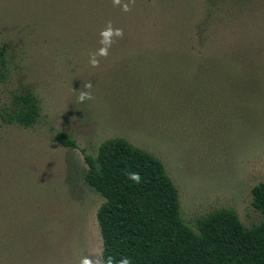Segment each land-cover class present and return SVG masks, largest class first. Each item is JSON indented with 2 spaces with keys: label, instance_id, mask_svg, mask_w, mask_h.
<instances>
[{
  "label": "rangeland",
  "instance_id": "obj_1",
  "mask_svg": "<svg viewBox=\"0 0 264 264\" xmlns=\"http://www.w3.org/2000/svg\"><path fill=\"white\" fill-rule=\"evenodd\" d=\"M207 6L136 0L126 13L112 0H0V264H78L103 252V198L85 181V155L110 139L164 163L192 228L221 209L248 228L261 223L252 189L264 183V84L254 86L264 76V0L209 21ZM108 21L124 38L93 68ZM87 82L94 99L77 103ZM24 93L41 106L28 129L3 120ZM59 132L77 148L58 144Z\"/></svg>",
  "mask_w": 264,
  "mask_h": 264
},
{
  "label": "trees",
  "instance_id": "obj_2",
  "mask_svg": "<svg viewBox=\"0 0 264 264\" xmlns=\"http://www.w3.org/2000/svg\"><path fill=\"white\" fill-rule=\"evenodd\" d=\"M207 1L208 20L232 11L243 0ZM208 28L204 22L202 31ZM7 64V54L0 47L1 81L7 77ZM184 83L179 78L175 84L182 88ZM263 84L264 76L254 86ZM16 102L3 120L26 129L35 126L41 117L37 97L24 93ZM55 140L77 148L68 133H57ZM85 160V181L103 198L97 219L105 257L119 260L127 255L133 264H264V183L252 189L253 206L263 217L259 225L248 228L237 213L221 209L199 218L194 229L183 219L179 191L156 156L118 138L105 141L96 156L85 155ZM129 172H139L142 182L128 180Z\"/></svg>",
  "mask_w": 264,
  "mask_h": 264
},
{
  "label": "clouds",
  "instance_id": "obj_3",
  "mask_svg": "<svg viewBox=\"0 0 264 264\" xmlns=\"http://www.w3.org/2000/svg\"><path fill=\"white\" fill-rule=\"evenodd\" d=\"M136 0H112L113 6H118L123 12H131L132 7L135 5ZM100 45L101 47L95 52L89 54V64L93 68L100 66V58L107 59L109 50L112 45L118 39L124 38V30L122 28H116L112 25L111 21H108L104 29L100 32ZM93 84L91 82L84 83L83 89L80 90L77 96V103H84L85 101H91L94 99L92 95ZM127 179L132 181L134 184H140L142 177L139 172L127 173ZM78 264H133L130 256H122L119 260H116L113 256L109 255L105 257L102 251H97L89 256H83L79 259Z\"/></svg>",
  "mask_w": 264,
  "mask_h": 264
}]
</instances>
